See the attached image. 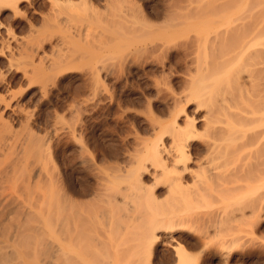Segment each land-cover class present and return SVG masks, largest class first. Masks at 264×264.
Segmentation results:
<instances>
[{
  "label": "bare ground",
  "instance_id": "6f19581e",
  "mask_svg": "<svg viewBox=\"0 0 264 264\" xmlns=\"http://www.w3.org/2000/svg\"><path fill=\"white\" fill-rule=\"evenodd\" d=\"M111 1L96 0L95 4L91 0H0L2 158L13 159L12 169L19 168L26 173L24 128L26 122L34 117L33 113L26 111V100L35 108L43 106L64 78L89 73L98 79L102 73L104 76L111 74V68L102 62L120 54L127 38L134 46L137 44L146 48L160 44L162 49L189 40L195 48L192 74L204 77L197 83L189 84L188 92H183L186 95H180H185L181 97L182 105L174 104L176 107L168 109L164 118L149 120L148 137L143 139L140 149L131 156L130 165L122 166L119 178L113 176L110 180L115 189L116 203L126 204L130 210L127 209L135 213L142 206L147 210L155 206L159 198L153 191L155 188L165 189V197L168 195L184 200L189 196L191 198V189L201 197L203 192H211L215 186L234 184L238 172L247 170L254 163V169L261 164L264 174V0L257 3V10L249 9L251 11L248 12V0H195L194 7L201 12L191 21L180 14L181 17L178 15V21L176 17L173 24L161 21L160 25L152 26V21L145 19L146 25L137 27L134 21L129 27L133 33L138 30L157 31L150 37L143 36L145 39L140 41V35H137L139 39H136V35V38L124 35L120 31L123 26L120 30H116L118 26L116 29L115 26L111 30L108 28V21L103 18L106 15L103 14L113 11H110ZM130 1L117 0L119 11L115 9L113 12L117 13H110L117 25H124L128 19L123 4ZM26 9L30 16L26 14ZM17 26L21 33L14 32ZM240 29L247 36L242 35L235 47L233 39ZM231 39L233 44L228 42L231 45L228 47L227 41ZM254 60L258 62L254 63ZM253 73L258 76L262 74L261 78L257 77L260 81ZM15 84L17 92L14 91ZM185 106L191 107V113L186 111ZM198 122L202 131L196 125ZM195 144H198V149L193 154ZM43 146L42 140L30 144L38 153H41ZM33 156L37 158L36 153ZM36 166V181L43 176L45 182L52 185L47 167L44 164ZM194 166L202 167L203 172V167H206L208 173L200 174ZM145 178L151 181L150 186L146 185L148 179L144 181ZM262 179L264 182V176ZM17 181L25 185L26 193V178L13 179L14 184ZM185 189L187 197L183 192ZM46 193L39 195L42 200L36 209L41 220L35 222L33 228H27L28 235L34 238L33 249L40 246V254L44 251V260L46 257L48 260L54 258L52 255L58 258L60 253L61 257L63 253L68 255L66 259L73 257L71 253H74V248L78 246L76 241L81 237L77 233L76 214L71 209L66 211L67 205L60 201L52 204L50 200L46 207ZM52 207L55 212L53 220L50 218ZM12 219L8 216L6 221ZM189 221L188 215L181 210L167 214L153 212L140 232L148 247L154 249L160 245L172 249L176 261L182 264L176 246L180 242L179 235L192 232ZM32 229L38 233H31ZM34 251L31 256L35 260L32 257L26 260L24 225L19 224L14 234L9 231L0 233V264H57L54 259L46 262L42 258L39 260ZM226 254L213 252L211 259L216 258L219 264H227Z\"/></svg>",
  "mask_w": 264,
  "mask_h": 264
},
{
  "label": "rangeland",
  "instance_id": "374dc122",
  "mask_svg": "<svg viewBox=\"0 0 264 264\" xmlns=\"http://www.w3.org/2000/svg\"><path fill=\"white\" fill-rule=\"evenodd\" d=\"M91 1L96 4V0ZM194 1L131 0L123 4L128 19L122 22L124 25H117L110 15L115 9L119 11L120 6L117 0H112L109 5L113 11L103 14L108 16L103 18L107 19L109 29L118 26L116 30H120L123 26L120 31L124 35L131 38L140 35V39L136 38L140 41L157 31L138 30L133 33L129 27L134 21L137 27L146 25L145 19L152 21L149 22L152 26L160 25L161 21L173 24L180 15L191 21L201 12L194 7ZM246 3H251L246 6L248 12L256 9L260 0H248ZM26 14L30 16L28 9ZM13 30L16 34L21 33L19 27ZM240 31H237L234 41H227L228 47L233 42L236 47L238 39L247 36V31ZM129 39H126L120 54L102 62L111 68V74L104 76L102 73L98 79L89 73L64 78L43 106L35 108L26 100V111L34 116L24 128L26 173L19 168L12 169L13 159L4 160L0 155V233L9 231L14 234L19 224L24 225L26 260L34 258L31 256L34 250L36 257L44 260L40 246L33 249L34 238L28 235L27 228H33L32 225L41 220L36 209L42 200L39 195L47 192L46 207L50 200L52 204L64 202L66 211L71 209L76 214L77 233L81 236L76 241L78 246L74 253H71L73 257L66 259L68 255L64 253L62 257L61 253L58 258L55 255H52L54 258L48 257L57 264H178L172 249L160 245L153 246L154 249L148 247L140 229L153 212L167 214L179 210L188 215L192 229V234H178L180 242L176 251L181 255L182 264H219L216 258L211 259L213 252L226 254L227 251V264H264V206H261L262 203L264 205V174L260 161L256 169L254 163L247 170L239 171L234 184L215 186L211 192H203L201 197L190 188L191 198L185 195V189L183 192L187 198L184 200L168 195L165 200V189L155 188L153 191L159 198L149 210L142 206L131 213L129 206L116 203L115 189L110 180L113 176L119 178L122 166L130 165L131 156L148 137L149 120L164 118L168 109L182 105L181 97L186 95L183 92H188L189 84L204 77L193 75L195 48L191 41H179L167 46L168 49H162L160 44L146 48L134 46ZM256 62L258 60H254ZM255 74V78L262 76ZM14 91H18L17 84ZM185 107L191 113V107ZM196 125L202 131L201 124L198 122ZM40 140L44 146L38 153L30 144L40 143ZM197 149L198 144H195L192 153ZM41 164L47 167L52 185L46 183L43 176L36 181V165ZM203 170L208 173L206 167ZM195 171L205 173L202 167H195ZM14 178H26V193L25 185L20 181L14 184ZM149 181H145L148 186L151 185ZM51 211L53 220V207ZM8 216L13 218L12 221H6ZM34 232L38 233L32 229L31 233Z\"/></svg>",
  "mask_w": 264,
  "mask_h": 264
}]
</instances>
